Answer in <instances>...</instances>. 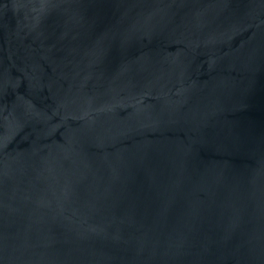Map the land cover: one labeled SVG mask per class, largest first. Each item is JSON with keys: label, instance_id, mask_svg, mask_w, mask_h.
Here are the masks:
<instances>
[{"label": "water", "instance_id": "obj_1", "mask_svg": "<svg viewBox=\"0 0 264 264\" xmlns=\"http://www.w3.org/2000/svg\"><path fill=\"white\" fill-rule=\"evenodd\" d=\"M0 264H264V0H0Z\"/></svg>", "mask_w": 264, "mask_h": 264}]
</instances>
